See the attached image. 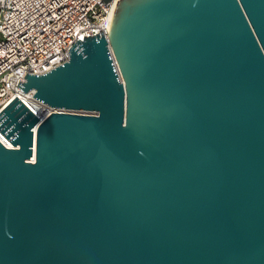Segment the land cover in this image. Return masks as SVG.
Listing matches in <instances>:
<instances>
[{"label":"water","instance_id":"1","mask_svg":"<svg viewBox=\"0 0 264 264\" xmlns=\"http://www.w3.org/2000/svg\"><path fill=\"white\" fill-rule=\"evenodd\" d=\"M69 50L18 85L58 111L0 112V264H264V0H121Z\"/></svg>","mask_w":264,"mask_h":264},{"label":"built area","instance_id":"2","mask_svg":"<svg viewBox=\"0 0 264 264\" xmlns=\"http://www.w3.org/2000/svg\"><path fill=\"white\" fill-rule=\"evenodd\" d=\"M120 1L0 0V112L17 96L41 122L58 111L34 97L35 90L24 92L19 82L27 81V73L43 75L68 62L69 49L85 36L103 30L109 39Z\"/></svg>","mask_w":264,"mask_h":264},{"label":"bare ground","instance_id":"3","mask_svg":"<svg viewBox=\"0 0 264 264\" xmlns=\"http://www.w3.org/2000/svg\"><path fill=\"white\" fill-rule=\"evenodd\" d=\"M36 112L42 114V116H43V113L40 112L38 109H36ZM44 116H45V115H44ZM0 139L3 140V141H5V142L7 143V145L11 146V143H9V142H7V141L5 140V138L1 135V132H0Z\"/></svg>","mask_w":264,"mask_h":264}]
</instances>
